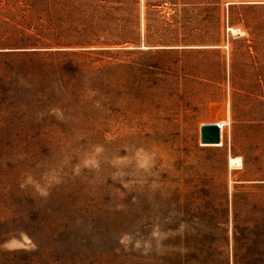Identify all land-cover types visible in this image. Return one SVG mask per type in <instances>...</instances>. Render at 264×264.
<instances>
[{"label":"rangeland","instance_id":"obj_1","mask_svg":"<svg viewBox=\"0 0 264 264\" xmlns=\"http://www.w3.org/2000/svg\"><path fill=\"white\" fill-rule=\"evenodd\" d=\"M0 264H264V0H0Z\"/></svg>","mask_w":264,"mask_h":264},{"label":"water","instance_id":"obj_2","mask_svg":"<svg viewBox=\"0 0 264 264\" xmlns=\"http://www.w3.org/2000/svg\"><path fill=\"white\" fill-rule=\"evenodd\" d=\"M221 126L219 123L201 126L200 141L204 145H216L221 142Z\"/></svg>","mask_w":264,"mask_h":264},{"label":"bare ground","instance_id":"obj_3","mask_svg":"<svg viewBox=\"0 0 264 264\" xmlns=\"http://www.w3.org/2000/svg\"><path fill=\"white\" fill-rule=\"evenodd\" d=\"M233 32L237 33V30H233ZM221 132H222V128H221ZM229 167H230L231 170L232 169H241L243 167V159H242V157H240V156H231L230 159H229Z\"/></svg>","mask_w":264,"mask_h":264},{"label":"clouds","instance_id":"obj_4","mask_svg":"<svg viewBox=\"0 0 264 264\" xmlns=\"http://www.w3.org/2000/svg\"><path fill=\"white\" fill-rule=\"evenodd\" d=\"M29 182L30 183L32 182V178L31 177H29ZM41 191H43V189H41Z\"/></svg>","mask_w":264,"mask_h":264},{"label":"built area","instance_id":"obj_5","mask_svg":"<svg viewBox=\"0 0 264 264\" xmlns=\"http://www.w3.org/2000/svg\"><path fill=\"white\" fill-rule=\"evenodd\" d=\"M221 138H222V132H221Z\"/></svg>","mask_w":264,"mask_h":264}]
</instances>
